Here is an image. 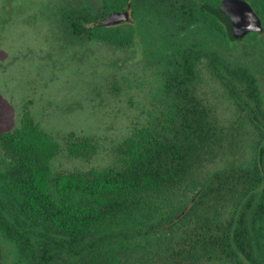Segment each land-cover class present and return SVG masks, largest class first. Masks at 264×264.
<instances>
[{
	"label": "trees",
	"instance_id": "1",
	"mask_svg": "<svg viewBox=\"0 0 264 264\" xmlns=\"http://www.w3.org/2000/svg\"><path fill=\"white\" fill-rule=\"evenodd\" d=\"M61 1L60 26L74 41L149 49L159 67L160 104L101 169H54L61 146L28 110L17 127L0 129L4 264H264V97L254 72L214 47L247 37L264 45V0H243L261 29L240 39L206 8L221 0ZM116 11H128V21L95 25ZM202 68L236 104L238 120L224 125L206 104ZM244 139L253 143V159L236 166ZM63 141L71 158L89 161L97 153L92 137L68 132ZM216 160L225 167L202 178L204 164ZM195 178L199 187L182 217L190 222L188 247H162L158 234L183 220L177 217L186 208L167 197ZM150 240L158 251L138 257Z\"/></svg>",
	"mask_w": 264,
	"mask_h": 264
},
{
	"label": "rangeland",
	"instance_id": "2",
	"mask_svg": "<svg viewBox=\"0 0 264 264\" xmlns=\"http://www.w3.org/2000/svg\"><path fill=\"white\" fill-rule=\"evenodd\" d=\"M59 2L62 1L0 0V129L17 127L21 115L28 110L61 146V153L52 162L54 169H101L113 163L115 147L131 129L144 125L157 111L159 67L149 57V49L140 44L116 49L95 41H74L60 26ZM96 32L117 36L110 30ZM249 38L214 47L232 64L249 67L264 97V45L255 46ZM201 74L200 90L214 115L224 125L238 120V107L223 86L207 69L202 68ZM68 132L92 137L96 155L89 161L67 156L62 141ZM252 153L253 143L244 139L237 149L236 166L249 165ZM224 167L222 160L205 163L201 176L207 178ZM198 182V178L191 179L168 195L169 202L186 207L178 221L186 214ZM229 210L225 208L221 214ZM189 228L190 222L183 219L162 231L158 234L160 246L188 247L185 231ZM150 242H141L138 257H147V251H158ZM8 251V245L0 240V264L6 262Z\"/></svg>",
	"mask_w": 264,
	"mask_h": 264
},
{
	"label": "water",
	"instance_id": "3",
	"mask_svg": "<svg viewBox=\"0 0 264 264\" xmlns=\"http://www.w3.org/2000/svg\"><path fill=\"white\" fill-rule=\"evenodd\" d=\"M226 28L233 38H242L246 33L261 29V22L248 3L243 0H221L216 7H206ZM129 19L128 11L111 12L96 26H113Z\"/></svg>",
	"mask_w": 264,
	"mask_h": 264
}]
</instances>
